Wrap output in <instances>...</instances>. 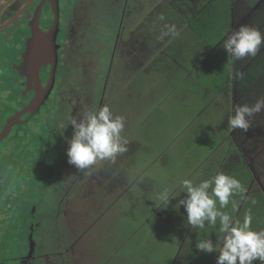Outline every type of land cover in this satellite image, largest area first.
I'll return each instance as SVG.
<instances>
[{
	"label": "crops",
	"instance_id": "crops-1",
	"mask_svg": "<svg viewBox=\"0 0 264 264\" xmlns=\"http://www.w3.org/2000/svg\"><path fill=\"white\" fill-rule=\"evenodd\" d=\"M163 2L143 0L141 13L139 1L133 7L132 12L140 18L137 21L133 17V26L127 29L133 35L129 39L134 49L133 57L127 60V67L123 57L118 59L115 73L120 78V89L114 88L109 101L104 96V104L98 107L108 105L114 115L124 118L125 128L121 135L128 141L127 150L118 154L114 161H97L81 172L72 164L67 167L72 176L73 173L76 176L72 178L71 200L66 214L72 216L76 224L85 226L92 222L97 229L99 223L106 224L111 220L115 224L112 233H116L118 223L136 224L140 219L148 222L156 217L158 222L160 219L167 222L164 218L165 208L157 207L159 202L154 201L157 195L164 189L180 191L179 183L184 178L198 183L223 172L220 167L226 158L223 155L225 146L232 141L242 143V131L231 130L228 119L234 115L237 105L244 104L239 96V79L248 71L245 60L249 56L240 60L229 56L230 81L227 86L221 87V93L215 91L213 84L202 85V89H198L205 69L203 62L207 59L206 51L201 50L203 40L177 16L169 21H158L153 17L156 7ZM214 11L217 12L216 9ZM227 11L233 16V21L231 17L229 21L233 22L234 30L241 25H249L264 32L261 27V24L264 26V0H235L233 9ZM211 15L213 10L210 11ZM166 25H175V31L162 35ZM182 43L189 48L185 52L187 56H183L185 53L180 50ZM263 54L264 46L256 56L250 57L261 59ZM124 79L129 81L125 83ZM220 83L225 84L222 78ZM158 87L162 90L155 92ZM154 95L162 96L158 98V107L152 105ZM146 97L151 100V105L146 104L144 110L140 111L142 100L145 103ZM164 105H170L168 111L163 113H168L169 119H156L149 126L148 117L158 109L162 110ZM86 110L81 109L80 113ZM261 114L252 118L253 127L261 125L258 117ZM197 141L204 144L207 150L197 151ZM185 156L190 157L188 162H184ZM186 195L181 193L179 197L172 198L169 205L175 206ZM120 206L129 211L126 218L118 222ZM216 254L213 257L210 253V257L214 260ZM92 261L96 264L95 258L88 255L85 264Z\"/></svg>",
	"mask_w": 264,
	"mask_h": 264
},
{
	"label": "flooded vegetation",
	"instance_id": "flooded-vegetation-1",
	"mask_svg": "<svg viewBox=\"0 0 264 264\" xmlns=\"http://www.w3.org/2000/svg\"><path fill=\"white\" fill-rule=\"evenodd\" d=\"M55 1H57L60 11L59 32L56 40L58 65L55 86L42 109L35 113L27 112L21 115L19 119L20 121H25L24 119L27 118L29 119L28 122H30L40 118L41 120L36 125L38 127L39 123H41L44 128L42 132L44 130L46 132L45 127L51 122L50 120L53 116L51 111L53 112L54 108L58 111V114L55 115L60 118L63 106L65 118H63V123L58 125V130L56 129L57 132L55 134L45 136L46 142L42 145H35L36 141L33 138L36 137L34 135L38 136L40 133H36L31 128L28 132L32 133L27 135V137L14 132L15 128L21 123L13 125L9 134L0 141V160H3L2 164H0V205L3 207V211L0 212V264H55L54 254H49L46 249H51L49 247V238L53 236L54 231H57L56 229L49 228L45 222L39 221L38 215L35 213L31 215L30 224L33 229L29 230V233L33 230L37 242L34 241V237L30 236V234L28 236L21 235L23 233V225L26 227L28 223L26 220L24 221L27 212L23 211L24 203L28 199H24L26 196V182L24 181V168L20 167V160L24 144L28 143L33 144L32 147L30 145V149L36 148L33 151L35 154L45 153L49 159L47 162L46 159L44 160V165L39 164L37 168L39 174L34 175L36 178L35 188H37V182L38 184L44 183L47 188L41 189L37 200L33 199V201L39 208L40 196L43 198L47 197L48 204L56 207L50 216H52L53 220L56 219L58 224L65 225L67 251L69 253L71 248L73 256L79 257V250L75 249L79 247L78 245L82 240H87L88 237L86 235L88 233L86 229L83 230L84 227L82 225L79 227L80 224H78L79 229L75 230L73 224L76 223L73 222L72 216H67L66 214V208L71 200L70 189L72 186V172L67 168L71 164L68 162L67 149L69 143L66 139L71 137V125L69 124L63 134L61 132L63 127L72 119V111L66 103L68 99H72L70 92L68 93L70 88L67 91L65 85L68 84L70 76H75L81 80L82 92H86V88L91 91L90 88L93 89V87L90 83L96 78V88L90 94V97L95 95L96 100L100 99L99 106H101L104 104V96L109 91L108 88L111 89L113 86L112 74L116 72L115 67L118 59L123 57L125 60L124 65L127 67V60L133 57L134 54V49L130 45L131 40H129L133 35L129 34L126 28H123L126 13L124 14V19L121 20L122 31L118 27L119 32L116 34V41L111 44L107 53L104 49L108 47L109 42L99 30L101 24L89 23L88 0H0V68L4 65L5 68L10 67L9 62L18 72L20 80V87L13 88L9 87L6 81H3L7 75H4V77L0 76V90L7 92L6 95L0 92V134L8 124L9 118L26 108L36 97L37 93L46 87L49 81L52 70L51 63L42 65L38 73L37 71L30 72L26 68L24 69V66L28 57V47L33 36L34 23L38 21L41 30L44 32H48L54 26L55 12L53 6ZM93 11L94 19L97 20L100 17L98 5L93 6ZM112 11L114 13L115 8ZM94 25L97 29L92 32ZM113 27L114 25L111 29ZM90 36H97L98 40L93 39L87 42V38ZM5 37L8 40H13L12 46L8 47L6 52L2 48V42ZM94 50H97V52L93 53ZM103 75L108 77L104 84H102L100 79ZM126 81L129 80L124 79L125 83ZM83 99L82 106L86 110L88 108V96L85 95ZM77 103L79 104V99ZM93 103L94 99L90 106ZM74 108L75 110L77 109L76 107ZM7 140L8 146L2 150V143L4 141L7 142ZM54 145L56 147H53ZM52 148L53 150L50 152ZM40 149L42 150L40 151ZM9 156L19 159L18 164L14 161L15 167H10L7 163L5 165V161L10 160ZM46 165H48V169H46ZM36 166L35 164L33 168ZM40 174L42 175L40 176ZM35 224H40V226L34 228ZM57 229L59 231L61 227H57ZM37 230L41 231V233L36 232ZM25 232L28 233V231ZM27 239L33 244L36 253L17 254L19 249L24 250L27 245L25 244ZM89 247L90 245L87 242L83 244V248L80 247V255L82 257L80 256L75 264H85V261H88L89 252L87 255L86 253ZM65 262L67 263V261Z\"/></svg>",
	"mask_w": 264,
	"mask_h": 264
},
{
	"label": "rangeland",
	"instance_id": "rangeland-1",
	"mask_svg": "<svg viewBox=\"0 0 264 264\" xmlns=\"http://www.w3.org/2000/svg\"><path fill=\"white\" fill-rule=\"evenodd\" d=\"M88 1L89 3L87 6V10L89 13V23L91 22L100 23L101 25L99 27V30L101 34L103 35V37L109 42L108 47L105 48L104 51H107L108 49H110L111 44L115 43L116 34H118L119 32L118 27H120V31H122L121 20L124 19V14L126 13L123 28L131 29V27L133 26L131 22L134 21L133 17L137 19V21H140V18H138V15L137 14L135 15L132 12L133 7L137 5L138 1H139V13L143 11V0H88ZM96 5H98V14L100 15V17L97 20H95L93 16V12H94L93 6H96ZM114 8H115V11L113 13L112 10ZM143 15L144 13L142 14V16ZM113 25L114 27L113 29H111ZM96 29L97 28L94 25L92 28V32L96 31ZM100 37L102 38V36ZM6 39L7 38L5 37L4 41L2 42V48L4 52H6L7 48L12 46L13 44V40H8V39L6 40ZM87 39H88L87 42H89L93 39L98 40V37L90 36ZM96 52L97 50L93 51V53H96ZM8 64L10 65V67L5 68V65H4L2 66V68H0V76L4 77V75H7V77L3 79V81L4 82L6 81L9 87H13V88L20 87L19 85L20 80L18 78V72L13 68L12 64H10L9 62ZM112 77L114 80L112 81L113 86L111 89L108 88L109 91L105 95V98L108 101L111 98V93H113V91L115 90L114 88L116 89L118 88V90L120 89V86L118 87L120 78H118V75L116 73H113ZM95 79L96 78H94V80H92V82L90 83L93 89L96 88L97 81ZM100 79H101L102 84H104L107 81L108 77L106 75H103L102 78L100 77ZM161 90L162 89L158 87L157 89H155V92H160ZM0 92L3 93L4 95L7 94V92H4L3 90H0ZM154 96H155L154 102L152 105H155L156 107H158V98L159 97L161 98L162 96L160 95H154ZM73 97H71L72 100L68 99L67 102L69 103L73 102V104H76L78 99H75ZM93 99L95 101L96 97H94ZM82 102L83 101H79L78 107L80 108L82 107ZM98 103L99 101L96 102L95 104H98ZM146 104L151 105V100L150 99L148 100L147 97H146L145 103L142 100L140 111L144 110V107L146 106ZM169 106L170 105H164L162 110L158 109L155 114H152L150 117H148V120H149L148 125L151 126L153 121L155 122L156 119L157 121H161V120L164 121V119L168 117V113L166 114H163V113L168 111ZM9 107H13V106H9ZM81 109H83V107ZM53 112L51 111L53 116L50 120L51 121L50 124L45 127L46 132L45 130L42 132L44 128L42 127L43 125L41 123H39V126L37 127L38 121L41 120L40 118H36L35 120L30 121V122H28L29 119L27 118L24 119L25 121H19L18 123H21V124H19L15 128L14 132H17L18 134H21V135H24V137H27V135H30L32 133V132H28V130L31 128L36 133H40L39 140L45 137L46 135L55 134L58 130V125L62 124L64 119L59 118L58 116L55 115V114H58V111L55 108L53 109ZM75 114L79 115L81 113L80 111H77L75 112ZM8 140L7 142L4 141L2 143L3 145L1 144L2 150L6 149V147L8 146ZM259 144L260 145L258 147V154L256 156L252 155L251 157L252 159L256 157L260 160L259 168L261 169V171L259 173L260 174L259 181H260L262 188L264 189V152H263L264 140L262 142H259ZM30 145L32 147L33 144L28 143L26 144L27 147L24 146L22 150L21 160H20L21 162L20 167L24 168L23 170L24 171V181L26 182L25 183L26 196L24 197V199L25 200L28 199L27 201H25L24 203L25 207L23 209L25 213L27 212L25 218L28 223L26 227L25 225H23V228H22L23 233L21 235L24 234V236L25 235L28 236V234H30V236L34 237V241H36L35 233L33 232V230L30 231L29 233V230L33 229L32 225L30 224L32 220L31 215H34L35 213H37L38 215L37 217L39 221L45 222V224L48 225L49 228H54L58 231L57 227H61V230H59L58 232L54 231L53 236L49 238L50 239L49 247H51V249H46L49 252V254H52V253L54 254L53 256H54L55 264H67V263L75 264L78 261V258H80L81 256L80 247L83 248V244L85 242H87L90 245V247L87 248L86 255L89 252V256L95 258L96 264H172L174 262L176 255L178 254L179 249H180L179 241L177 237L175 236L174 232L172 231V229L170 228L169 224L167 222H162L161 219H160V222H158L159 221L158 217H156L155 220L152 219L148 222H144V219L142 220L140 219L139 222L136 224L118 223L116 233H112V228L114 227L115 224H113L111 220L108 221V223L106 224L99 223L97 225V229H96L95 223H92V222L87 223L86 225L88 226V228L86 229L85 228L86 225H85L83 226L84 227L83 230L86 229L87 233H89L88 235H86L88 238L87 240H82L80 244L78 245L79 247L75 249V250H79V257L73 256V250H71V248H70V252L68 253L67 251L68 244H67V240L65 239V233H66L65 225L58 224L57 220L56 219L53 220L52 216H50L55 211L56 207L50 206L48 204L47 197L43 198L40 196V201L38 203L39 208L37 207L36 203L33 201V199L37 200V197L40 194L41 189L44 190V188L46 187L44 186V183L38 184L37 182V188H35L36 178L34 177V175L39 174L37 170L39 165L33 168V163L34 162H37L38 164L42 163L44 161L43 157L46 158V162L49 159L47 158L45 153L42 155H37L34 153L30 159V167H28L27 157L29 156L28 149H30ZM53 147H56V146L54 145ZM196 149L197 151L207 150L206 146L204 144L199 143L198 141L196 142ZM52 150L53 148L50 150V152H52ZM9 157H10V160L5 161V165L7 163L10 167H15L14 161H16L18 164L19 159L16 157H12V156H9ZM249 157H250V154H249ZM189 160H190V157L185 156L184 162H188ZM2 161L3 160L1 159L0 164H2ZM46 169H48V165H46ZM41 175L42 174H40V176ZM75 176H76L75 173H73L72 178H74ZM159 180L161 181V179ZM55 181L56 183H58L57 180ZM46 196H47V193H46ZM1 211H3V207H1L0 205V212ZM128 211L129 209L126 207L120 206L118 208V222L126 218ZM39 226L40 224H35L34 228H38ZM73 226L75 230H78L79 227H81V224L79 225V227H78V224H73ZM135 229H136V232H135ZM25 231H28V233H26ZM96 231L98 232L96 233ZM36 232L41 233V231H38V230ZM28 240L29 239H27V241L25 242V244L27 245L24 247V250L19 249L17 254L24 255L27 253H36L33 244H31ZM71 252H72V255H71ZM215 253L216 251L211 252L213 257L215 256ZM62 260L67 261V263L65 261L62 262ZM89 264H94V261L90 262Z\"/></svg>",
	"mask_w": 264,
	"mask_h": 264
},
{
	"label": "trees",
	"instance_id": "trees-1",
	"mask_svg": "<svg viewBox=\"0 0 264 264\" xmlns=\"http://www.w3.org/2000/svg\"><path fill=\"white\" fill-rule=\"evenodd\" d=\"M234 4L235 0H166L157 6L154 11L155 15H153V17L157 18L158 21L161 16L164 17L163 20L168 21L174 19V16H177V18L182 19V21L188 23L189 26L192 27L193 33L195 31L196 35H200V38H202L201 50L206 51L207 59L203 62L205 69L204 73L201 75L200 85H197L198 89H202V85L212 86L213 84L215 91L221 93V87L227 86L230 81L231 62L226 50L221 45L223 40L226 39V34L234 30L232 22L233 16L227 11V9L232 10ZM214 9H216L217 12L214 11ZM211 10H213V15L210 16ZM230 17L232 21H229ZM261 27L264 30L262 24ZM141 42H143V39H141ZM188 49L186 43L181 44L180 50H182L183 53H187ZM186 53L183 54V56H187ZM171 54L174 55L175 53L172 52ZM245 61L248 66L247 72H249L250 69L252 71L249 73L246 72L244 76L239 79L241 82V94H239V96L241 102L252 105L258 99L264 98V54L261 59H253L249 56L248 60ZM244 67L245 65L243 68ZM238 76L240 77V74ZM221 78L225 84L220 83ZM66 80H68V78H66ZM209 80H211V82ZM65 87H67V91L68 88H70V96L75 95L71 97L79 99V101H84V96H88V108H90V110L98 109L100 99H95L93 105L90 106L94 98V95L90 97V94L94 89L90 88V91L89 88H86V92H82V84L79 78L70 76L69 82ZM98 101L99 103L95 104ZM66 103L72 111V118L78 119L80 114H75V112L81 111L83 106L81 108L78 107L79 104L77 102L76 104H73V102ZM74 107L77 109L75 110ZM261 113L262 114L258 116L262 121L261 125H258L259 127L255 128L252 126L246 133L241 130V144L232 141L231 144L225 146L226 150L223 155L226 158L220 167L223 173L239 179L244 187L242 193H237L231 197L229 205L225 209H222V211L229 213L234 219L240 221H243L246 215L250 216L252 218V228L258 231L264 230V189L259 181V173L261 171L259 168L260 160L256 157L252 159L251 156H256L258 154L259 142L264 140V111H261ZM60 118H65L63 106ZM34 137H36L33 138L34 141H36L35 145H42L46 142L45 137L42 138L43 142L42 139L39 140V135H34ZM24 145L26 147V144ZM35 149L36 148L28 149V167H30V159ZM41 150L42 149H40V151ZM42 154L43 153H40L39 155ZM45 159L46 158L43 157V160ZM35 164L44 165V161L39 164L34 162L33 166ZM164 218L180 244L179 252L172 264H217L219 252L216 251V257L213 260L210 257V253L197 249L196 243L198 239L211 238L213 243L218 242V236L222 239L223 234L219 233L218 224L216 228L206 225V229L203 230L188 226L187 213L183 206L179 208V206L169 205L165 208ZM25 220L26 218L24 221ZM253 264H261V262L255 260Z\"/></svg>",
	"mask_w": 264,
	"mask_h": 264
},
{
	"label": "clouds",
	"instance_id": "clouds-1",
	"mask_svg": "<svg viewBox=\"0 0 264 264\" xmlns=\"http://www.w3.org/2000/svg\"><path fill=\"white\" fill-rule=\"evenodd\" d=\"M160 19L163 20L164 17L161 16ZM165 27L166 31L162 35L175 31V25ZM221 46L228 56L236 60L254 57L264 46V32L253 26L241 25L226 34ZM261 111H264V98L258 99L252 105H237L234 115L228 119V127L233 131L240 129L246 133L253 126L252 118ZM69 124L73 126V135L66 138L69 143L68 162L79 172L88 169L97 161H114L118 154L127 150L128 141L121 135L125 128L124 118L114 115L108 105L98 110H86L79 119L72 118L63 127L61 134ZM179 188L178 192H171L169 189L160 192L154 199L156 203L159 202L157 207L167 208L172 198L186 193L176 205L179 208L183 206L186 210L187 225L203 230L206 225L216 228L218 224L219 233L223 234L222 239L218 236L215 244L211 238L198 239L197 249L206 253L218 251L217 264H253L255 260L264 264V230L253 229L250 216L246 215L240 221L222 211L229 205L231 197L244 191L239 179L220 172L198 183L184 178L180 181Z\"/></svg>",
	"mask_w": 264,
	"mask_h": 264
},
{
	"label": "water",
	"instance_id": "water-1",
	"mask_svg": "<svg viewBox=\"0 0 264 264\" xmlns=\"http://www.w3.org/2000/svg\"><path fill=\"white\" fill-rule=\"evenodd\" d=\"M56 2L57 1H55L53 6L55 12V23L48 32H44L41 30L38 21L34 23L33 36L28 47V57L26 58L24 66V69L26 68V70H29L30 72L37 71L38 73V70L42 67V65L51 63L52 70L50 73L49 81L46 87H44L37 93L36 97L29 103L26 108L9 118L8 124L0 134V141L9 134L13 125L20 121L19 118L21 115L27 112L35 113L38 110L42 109L45 106V103L55 86L56 70L58 65V46L56 40L60 23V11Z\"/></svg>",
	"mask_w": 264,
	"mask_h": 264
}]
</instances>
